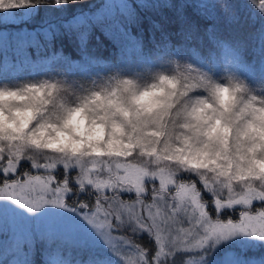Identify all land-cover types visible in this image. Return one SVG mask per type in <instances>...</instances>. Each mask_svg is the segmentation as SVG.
Listing matches in <instances>:
<instances>
[{
    "label": "clouds",
    "instance_id": "clouds-1",
    "mask_svg": "<svg viewBox=\"0 0 264 264\" xmlns=\"http://www.w3.org/2000/svg\"><path fill=\"white\" fill-rule=\"evenodd\" d=\"M12 2L0 0V11ZM249 3L264 15V0ZM128 157L149 175L191 173L218 196L264 188V85L175 56L84 82L50 74L0 83V159L47 158L96 175Z\"/></svg>",
    "mask_w": 264,
    "mask_h": 264
},
{
    "label": "snow or ice",
    "instance_id": "snow-or-ice-1",
    "mask_svg": "<svg viewBox=\"0 0 264 264\" xmlns=\"http://www.w3.org/2000/svg\"><path fill=\"white\" fill-rule=\"evenodd\" d=\"M30 4L13 0L9 9ZM131 159L96 175H81L75 167L47 158L35 163L0 159V215L31 225L30 231L50 241L92 253L80 264H246L232 249L264 246V188L248 186L243 194L218 196L191 173L149 175ZM23 162L38 174L25 169L18 175ZM60 169L62 177L55 174ZM184 174L196 177L211 201L203 197L196 180L186 182ZM255 202L260 206L253 210ZM236 206H241L238 218L224 215ZM36 207L41 209L36 215L25 211ZM86 208L89 211H83ZM122 229L133 235L147 233L155 251L121 235Z\"/></svg>",
    "mask_w": 264,
    "mask_h": 264
},
{
    "label": "trees",
    "instance_id": "trees-1",
    "mask_svg": "<svg viewBox=\"0 0 264 264\" xmlns=\"http://www.w3.org/2000/svg\"><path fill=\"white\" fill-rule=\"evenodd\" d=\"M22 8L24 14L0 11V83L50 74L84 82L119 69L155 68L173 56L219 77L234 51L247 67L237 74L253 89L264 85V15L249 0H226L224 8L219 0H31ZM9 10L17 18L3 20ZM28 166L23 162L18 173ZM56 173L62 177L63 170ZM237 210L224 215L238 218ZM42 250L32 264H44Z\"/></svg>",
    "mask_w": 264,
    "mask_h": 264
},
{
    "label": "rangeland",
    "instance_id": "rangeland-1",
    "mask_svg": "<svg viewBox=\"0 0 264 264\" xmlns=\"http://www.w3.org/2000/svg\"><path fill=\"white\" fill-rule=\"evenodd\" d=\"M21 10V14L27 11L23 8H21ZM15 17L17 18L14 12L9 10V13L4 15L2 19H16ZM239 59V54L234 51H229L224 58V64L227 66L228 70L236 73L239 72L240 69L246 70V65L241 63ZM224 68L226 67L224 66ZM25 169L32 174H38V170L31 169V167L28 166L27 168H23L18 175L23 173ZM39 174H43V170H39ZM55 174L60 177L59 173ZM183 179L186 182L196 180L198 186H200L198 179L190 174H184ZM151 183L152 182L148 183L149 188L151 187ZM174 191L175 189L173 188V194ZM202 195L205 199L211 201L212 197L210 194L202 191ZM125 198H128L127 194H125ZM236 207L241 210V206ZM239 210H237V217ZM83 211H89V209L86 208L83 209ZM210 211H212L213 216H215V212L211 209ZM28 226L30 227L31 225ZM28 226L13 220L11 217L0 215V264H32L33 253H37L40 249H43L42 256H44V264H58L59 260L68 261L69 264H80V261H86L88 257L92 255V253L73 247L70 243L50 241L47 238L41 237L34 230L30 231ZM45 227L51 228L52 225H45ZM126 231L128 230L122 229L120 234L129 236L138 244H142L146 248L155 251L154 240L150 239L147 233L143 235H133L130 232V234H125ZM44 242H46L47 245L45 249L44 247L37 246ZM114 244L117 248L120 247V241H114ZM232 251L241 259L245 260L246 264H262V262H264V246L233 248ZM108 255L113 259L117 258L112 251H109ZM191 255L194 256L195 253Z\"/></svg>",
    "mask_w": 264,
    "mask_h": 264
}]
</instances>
